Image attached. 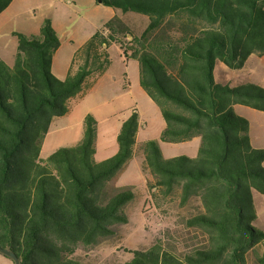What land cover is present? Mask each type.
<instances>
[{
    "label": "trees",
    "instance_id": "obj_1",
    "mask_svg": "<svg viewBox=\"0 0 264 264\" xmlns=\"http://www.w3.org/2000/svg\"><path fill=\"white\" fill-rule=\"evenodd\" d=\"M12 1L0 0V13ZM95 2L144 14L148 24L137 36L120 17L110 18L74 53L64 79L51 71L60 39L48 18L39 35L12 32V65L0 58V246L21 264H88L78 250L129 220L124 208L136 194L111 182L136 155L155 199L177 197L180 207H193L184 226L195 233L177 247L157 241L131 249L120 264H264V231L252 224L253 193L264 194V148L251 146L247 120L233 110L264 111V87L214 78L216 62L237 70L250 55H264V0ZM112 43L138 61L139 83L164 119L161 140L199 137L196 156L165 158L157 139L137 143L132 109L109 158L95 160L90 114L77 144L40 157L53 119L110 64Z\"/></svg>",
    "mask_w": 264,
    "mask_h": 264
},
{
    "label": "rangeland",
    "instance_id": "obj_2",
    "mask_svg": "<svg viewBox=\"0 0 264 264\" xmlns=\"http://www.w3.org/2000/svg\"><path fill=\"white\" fill-rule=\"evenodd\" d=\"M24 1H17L21 8L8 24L15 31L39 35L40 32L35 33L36 24L47 18L54 20L60 39V48L53 55L51 71L55 75L58 69L71 63L74 53L84 44L85 37L94 30L86 17L94 12L95 0ZM118 13L129 30L137 36L141 35L149 21L148 16L137 12L124 13L118 9ZM5 34L2 37L0 35V58L12 65L17 39L8 32ZM126 40L124 42L128 43ZM107 52L110 59L108 67L102 73L91 76V85H84L78 95L68 100L69 111L65 115L53 119L43 141L40 157L46 158L60 147L77 144L82 137L84 119L90 114L97 122L95 160L99 162L109 158L117 151V134L132 109L139 115L137 143L157 139L165 158L196 156L200 145L199 137L178 143L161 140L164 119L157 104L139 83L138 61L125 58L116 43L110 44ZM254 70V66L247 69V63L242 69L233 70L216 62L214 77L217 82L236 86L247 82L249 72ZM147 180L148 173L143 169L142 160L136 155L128 160L112 180V187H130L136 197L124 208L129 217L127 223L114 226L112 236L101 238L95 245L78 250L88 264H120L130 258L131 249L146 248L157 241L177 247L184 243L187 236L195 233L184 226V219L190 216L193 207L188 204L180 207L177 197L155 199L147 188ZM254 195L258 218L252 224L264 231V195L256 191ZM193 203L196 205L197 201ZM0 264H12V260L0 253Z\"/></svg>",
    "mask_w": 264,
    "mask_h": 264
},
{
    "label": "crops",
    "instance_id": "obj_3",
    "mask_svg": "<svg viewBox=\"0 0 264 264\" xmlns=\"http://www.w3.org/2000/svg\"><path fill=\"white\" fill-rule=\"evenodd\" d=\"M17 1L18 0H13L11 2V4L2 13H0V35H1V37L6 35L5 34L6 32H8V34H12V32L15 31L12 28V26H10L8 23H9L10 19L15 15V13L18 12L19 8H21L20 7L21 5L17 4ZM19 1H23V0H19ZM24 2L25 3L29 2V0H25ZM93 9H94V12H92L88 17H86V20L90 22V26H93L94 30L90 31L89 34L85 37V42L98 29H100L107 20H109L110 18H112L114 16L120 17L119 13H118V8H114V7H110V6L103 7L101 4H96L94 2ZM42 23L43 22L36 24V32L35 33H37V31L40 32V28H41ZM51 23L57 32L58 30L54 24V20L51 19ZM0 39H2V38H0ZM16 46H17V41H16ZM59 48H60V46H59ZM58 49L56 50V52L58 51ZM56 52L54 54H56ZM246 63H247V69L249 67L251 69L252 66L255 67L254 72H252V71L249 72V79L247 80V82L254 83V84H257L259 86L264 87V55L257 56L255 54H252L248 57ZM70 64H68L65 68L63 67L61 69H58V72H57V74H55V76L58 77L59 79H64L69 72ZM52 66H53V60H52L51 70H52ZM89 80H90V78H89ZM219 83H221V82H219ZM222 84H228V83H222ZM245 108H247V109H245ZM233 110L237 115H239V116H241L247 120L248 135H249V140H250L251 146L254 148H264V111H259V110H256L254 108L244 106V105H240V104L233 105ZM246 114H247V118H246ZM263 166H264V161H263ZM253 197H255L254 193H253ZM254 205H255V202H254ZM257 218H258V215H257ZM12 264H13V262H12Z\"/></svg>",
    "mask_w": 264,
    "mask_h": 264
},
{
    "label": "water",
    "instance_id": "obj_4",
    "mask_svg": "<svg viewBox=\"0 0 264 264\" xmlns=\"http://www.w3.org/2000/svg\"><path fill=\"white\" fill-rule=\"evenodd\" d=\"M0 253H2L3 255H5L7 257H9L13 261V264H21L19 257L11 249L3 248V247L0 246Z\"/></svg>",
    "mask_w": 264,
    "mask_h": 264
}]
</instances>
